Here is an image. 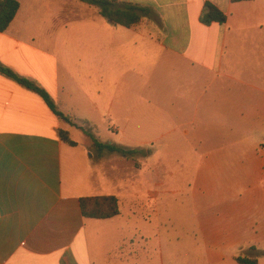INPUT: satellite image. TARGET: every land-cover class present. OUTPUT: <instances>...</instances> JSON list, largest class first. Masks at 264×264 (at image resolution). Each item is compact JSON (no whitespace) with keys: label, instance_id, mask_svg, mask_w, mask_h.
<instances>
[{"label":"crops","instance_id":"obj_1","mask_svg":"<svg viewBox=\"0 0 264 264\" xmlns=\"http://www.w3.org/2000/svg\"><path fill=\"white\" fill-rule=\"evenodd\" d=\"M18 1L0 32V63L46 89L73 123H98L127 148L180 129L175 140L196 139L197 188L230 198L242 192L246 202L264 195V0H116L152 9L130 28L80 0ZM206 2L226 14L224 24L201 22ZM88 139L0 73V264H106L146 224H130L123 202L135 205L140 193H126ZM229 141L253 144L225 181ZM97 196L117 197L120 214L84 217L81 199ZM213 210L200 217L196 207V223L215 236ZM230 222L231 236L253 230V219ZM256 231L264 237V219Z\"/></svg>","mask_w":264,"mask_h":264},{"label":"rangeland","instance_id":"obj_2","mask_svg":"<svg viewBox=\"0 0 264 264\" xmlns=\"http://www.w3.org/2000/svg\"><path fill=\"white\" fill-rule=\"evenodd\" d=\"M83 127L91 128L100 142L120 143L109 140L108 132L98 123ZM179 132L180 129L177 134ZM177 134L172 133L166 139L140 146L151 154L145 156L144 151V155L134 159L109 153L98 157L92 141L88 139L87 146L94 158L115 167L112 174L126 187V193H140L135 205L130 207L127 206L128 201L123 202L130 224L135 218L146 223L137 227L136 235L126 239L110 255L106 264H238L235 260L237 256L257 257L262 264L264 237L256 231V224L264 219V195L255 194L251 198L255 205L254 210L249 211L245 208L252 200L244 201L242 192L236 199L219 195L218 189L208 195L210 189L197 188L196 168L201 157L196 156V139L175 140L174 135ZM81 135L74 132L72 137L77 140ZM227 143L231 155L224 158L227 172L221 177L225 181L233 180L234 172L239 173L237 170L241 169L240 164H244L245 160L241 151L245 152L248 143L253 144L247 142L244 147H238L235 141ZM136 163L139 168H136ZM209 206L214 208L211 214L218 220L215 236L209 234L211 231L199 230L196 223V207L197 216L204 217L205 214L200 211ZM233 218L253 219V230L242 236L229 235L226 227L232 226L230 220Z\"/></svg>","mask_w":264,"mask_h":264},{"label":"trees","instance_id":"obj_3","mask_svg":"<svg viewBox=\"0 0 264 264\" xmlns=\"http://www.w3.org/2000/svg\"><path fill=\"white\" fill-rule=\"evenodd\" d=\"M86 4L95 6L99 9L100 15L108 19L111 23L123 27H133L138 24L143 17L152 15V9L134 4H118L116 0H80ZM232 2H243L250 0H231ZM20 8L18 0H0V32L8 29ZM227 16L217 6L211 2H206L201 22L205 25L212 23L224 24ZM0 73L11 78L19 85L39 95L46 103L50 111L66 123L75 126L81 130L93 143V147L97 151L98 157H103L105 154H118L126 159H134L137 156H149L151 152L140 147L127 148L114 143L100 142L91 128H85L73 123V118L70 115L64 114L59 110L58 105L46 89L36 84L34 81L22 77L14 72L12 69L0 63ZM58 135L60 139L70 146H76L77 143L73 141L69 133L64 130H59ZM139 168L138 164H135ZM81 211L84 217L92 219H110L120 214L119 199L115 196H97L81 199ZM236 262L238 264H260L257 257L237 256Z\"/></svg>","mask_w":264,"mask_h":264}]
</instances>
